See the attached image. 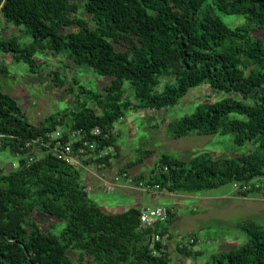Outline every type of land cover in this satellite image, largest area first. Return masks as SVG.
I'll use <instances>...</instances> for the list:
<instances>
[{"label": "trees", "instance_id": "16d2710c", "mask_svg": "<svg viewBox=\"0 0 264 264\" xmlns=\"http://www.w3.org/2000/svg\"><path fill=\"white\" fill-rule=\"evenodd\" d=\"M80 8L91 22L77 14ZM216 10L248 19L231 27ZM1 19L30 35L28 42L0 35V52L26 63L30 71L35 72L38 64L31 62L39 50L65 52L74 64L110 80L103 92L80 86L79 93L72 92L78 109L51 114L39 124L30 123L17 100L0 87V151L18 155V165L0 173V264L171 262L169 251L153 254L150 241L153 234L168 232L172 211L168 208L164 222L143 226L139 205L121 212L104 209L89 195L84 168L34 142L39 137L47 142L61 124L62 143L72 130L83 133L73 148L76 155H85V165L110 166L112 155L100 154L114 147L113 155L119 156L115 122L139 108L175 106L190 88L207 83L225 95L203 100L169 121L168 132L175 137L191 131L230 134L234 143L253 147L232 156L204 152L188 159L163 152L148 178L128 171L154 152L148 148L120 173L170 193L227 184H236L239 196L261 189L254 181L264 176V39L254 32L264 28V0H0ZM53 74V81L63 85L58 72ZM126 81L133 100L124 98ZM84 139L94 148L82 146ZM41 215L57 219L59 231L52 229L54 223L41 227ZM235 226L247 233V241L212 253L207 264H264V226L254 219ZM155 247L160 249V242ZM176 249L186 256L201 253Z\"/></svg>", "mask_w": 264, "mask_h": 264}, {"label": "rangeland", "instance_id": "374dc122", "mask_svg": "<svg viewBox=\"0 0 264 264\" xmlns=\"http://www.w3.org/2000/svg\"><path fill=\"white\" fill-rule=\"evenodd\" d=\"M216 13L231 27L248 19L244 14H225L219 10H216ZM77 14L91 22L83 8H80ZM254 33L264 39V28L259 27ZM0 35L5 38L17 37L20 42H28L30 39L23 26L14 25L4 19L0 20ZM64 53L39 50L34 56L35 60L31 62L38 64L34 68L35 72H32L26 63L16 61L9 53L0 52L1 90L17 100L30 123L39 124L49 115L62 110L68 112L70 109H78L79 103L75 101V94L72 92L79 93L80 86L103 92L104 85L109 83L110 77L99 75L84 65L74 64ZM54 72H58L59 77L64 80L63 85L53 81ZM224 95L212 91L208 84L204 83L190 88L175 106L160 110L139 108L127 112L122 119L115 122L113 130L120 148L119 156H114L116 152L114 147L106 148L104 154L112 155L110 166L101 167L94 164L82 175L90 185L91 198L101 206L107 204L104 209L108 211L123 209L116 201H127V198L137 199L134 205L140 207L175 208L174 215L167 223L168 231L173 234L166 239V244L171 246L170 264H207L212 253L239 247L247 241L248 235L235 226L238 221L254 219L264 226V176L254 181L256 186L261 187L259 192H251L240 197L236 193L237 186L229 184L191 193H170L165 189L147 190L134 183L128 184L129 181L122 175L124 172L120 173V169L125 167L128 161L138 158L141 151L148 148H153L154 152L142 163L129 167L128 171L141 173L144 178H148L153 162L163 152L188 159L204 152L220 157L250 150L253 147L251 143L236 144L231 140L230 134H199L191 131L175 137L167 130L169 121L190 113L199 102ZM81 98L82 96L79 97L80 100ZM124 98L133 100V92L127 81L124 83ZM65 121H70V115H66ZM59 130L62 133L65 127L61 124ZM37 150L38 153L40 150L38 148ZM17 165V154H11L6 150L0 151V173H6ZM118 175L119 180L116 181L118 187L107 191L104 179L113 181ZM249 186L250 184L248 188ZM40 217L38 220L41 227H51L50 224L54 223L52 228L54 231L58 232L61 228V223L54 217L46 215ZM189 234L197 239L192 250H200L201 253L198 255L186 256L176 249L175 241L182 237L184 241H188Z\"/></svg>", "mask_w": 264, "mask_h": 264}, {"label": "built area", "instance_id": "2783aa9c", "mask_svg": "<svg viewBox=\"0 0 264 264\" xmlns=\"http://www.w3.org/2000/svg\"><path fill=\"white\" fill-rule=\"evenodd\" d=\"M92 132L96 134L98 132V129H94ZM53 134H55V136H53ZM48 135H49V140L47 142L43 143L44 139L42 137L37 138L36 140H34V142L37 144L46 145L55 156H57L58 158H61L67 163L76 164L77 166H80L84 168L85 170L89 169V166L85 165L82 160L85 155L78 156L74 153V148H73L74 143L81 141L83 137V133L81 132V130L79 129L72 130L69 133V140L64 143L60 141V137L62 136V133H60L59 130H55ZM86 145H88L90 148H94V145L90 143L88 139H84L82 141V146H86ZM81 151H82V147L78 149V152H81ZM104 151L105 149L101 151L100 156L104 155ZM122 175L125 177L126 181H129L128 184L134 183L136 184V186H140L147 190H150V189L160 190L158 184L149 185V184H146L142 180H139L138 182L135 183L133 182L131 176H128L126 173H123ZM117 180H119V175L116 176L113 181H108L104 179V186L106 190L107 191L115 190L118 187V184L116 183ZM120 185L121 184H119V186ZM233 185L236 186V184H233ZM245 188L246 186L242 187V189H245ZM167 216H168V208L164 206H154V207L145 206V207L140 208L139 219H140L141 225L143 226H150L157 221L164 222L167 219ZM172 236H173L172 232H169V231L163 235H160L159 233L153 234L151 236V241H150V248L152 249V253L158 254L159 251L161 250L169 251L171 253L170 251L171 246H168L166 244V239ZM183 238L184 237L175 241L174 244H176L175 245L176 247H179V248H184V247L191 248L192 247L193 248V244H195L197 241L196 237L191 234L188 235V241H184ZM156 242H160V245H161L160 249H157L155 247Z\"/></svg>", "mask_w": 264, "mask_h": 264}, {"label": "crops", "instance_id": "0c3cea01", "mask_svg": "<svg viewBox=\"0 0 264 264\" xmlns=\"http://www.w3.org/2000/svg\"><path fill=\"white\" fill-rule=\"evenodd\" d=\"M109 161H111V158H110V160ZM111 163V162H110ZM93 171V170H92ZM84 179V181H85V183L87 184V190L89 191V186L90 185H88V183H87V179H85V178H83ZM91 194L92 193H90V191H89V195L91 196ZM241 197V196H240ZM137 200V199H136ZM135 199H133V198H127V201L126 200H121L120 202L119 201H116V203L118 204V206L119 205H121L122 207H123V209H121V210H119V211H116V212H121V211H123L125 208H127L128 206H130V205H134V204H136V201ZM104 206H107V204H105V205H103L102 207L104 208ZM167 208H169L171 211H173L172 212V214L174 215V211H175V208L174 207H167ZM172 215V216H173ZM172 228V227H171ZM193 249V248H192Z\"/></svg>", "mask_w": 264, "mask_h": 264}]
</instances>
